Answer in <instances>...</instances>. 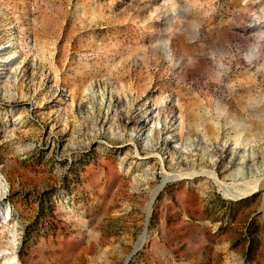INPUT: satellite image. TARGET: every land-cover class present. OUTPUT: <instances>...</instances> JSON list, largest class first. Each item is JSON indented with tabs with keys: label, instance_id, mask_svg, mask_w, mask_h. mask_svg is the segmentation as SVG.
Returning <instances> with one entry per match:
<instances>
[{
	"label": "rangeland",
	"instance_id": "1",
	"mask_svg": "<svg viewBox=\"0 0 264 264\" xmlns=\"http://www.w3.org/2000/svg\"><path fill=\"white\" fill-rule=\"evenodd\" d=\"M209 170L264 176V0H0V264H264Z\"/></svg>",
	"mask_w": 264,
	"mask_h": 264
},
{
	"label": "bare ground",
	"instance_id": "2",
	"mask_svg": "<svg viewBox=\"0 0 264 264\" xmlns=\"http://www.w3.org/2000/svg\"><path fill=\"white\" fill-rule=\"evenodd\" d=\"M247 112H250V110H247ZM252 115L253 114H249L251 124L256 130H258L260 132V130H262V126L260 125V123L262 121H259V120L252 121V119H251ZM226 118H227V120H229L228 117H226ZM216 125H214V124L211 125V129H212L213 135H215V137L218 138L219 136H217V134L220 131V127H219V125H218V127ZM206 128H207V126H206ZM238 130H239V128H238ZM208 172L210 174H212L214 176V178H216V185L222 191L224 196L227 197L230 200H233V201H240V200L252 197L255 194H258L262 190H264V176H256V177H253V178H250V179H247V180H241V181H238V182L228 183L225 180H222L221 178H218L216 173H214L215 171L211 172L209 170V171H204L203 173H205V175H207V174H209ZM194 174H195L194 172H189V171L180 172V173H178L176 175L166 174V175H164V181L166 183L168 180H171V179H173V180H182L187 175L193 176ZM123 185H126V184L123 183ZM156 194H157V190H155L153 192L152 197H155ZM152 200H150V203L148 204V208H149V206H151V201ZM130 256H131V254L128 257H130ZM6 264H10L9 261Z\"/></svg>",
	"mask_w": 264,
	"mask_h": 264
},
{
	"label": "water",
	"instance_id": "3",
	"mask_svg": "<svg viewBox=\"0 0 264 264\" xmlns=\"http://www.w3.org/2000/svg\"><path fill=\"white\" fill-rule=\"evenodd\" d=\"M142 246V242L141 244L136 248V250L131 254V256L127 259V263L126 264H129L130 263V260L131 258L134 256V254L139 250V248H141Z\"/></svg>",
	"mask_w": 264,
	"mask_h": 264
}]
</instances>
